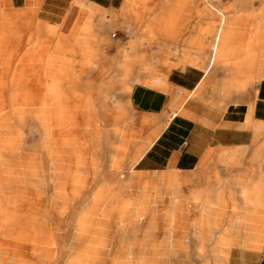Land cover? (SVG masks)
<instances>
[{
  "label": "crops",
  "instance_id": "1",
  "mask_svg": "<svg viewBox=\"0 0 264 264\" xmlns=\"http://www.w3.org/2000/svg\"><path fill=\"white\" fill-rule=\"evenodd\" d=\"M17 67L55 119L45 175L55 163L62 184L87 132L102 150L77 211L118 193L107 222L123 230L142 211L136 236L103 243L136 251L95 264H264V0H0V83Z\"/></svg>",
  "mask_w": 264,
  "mask_h": 264
},
{
  "label": "bare ground",
  "instance_id": "2",
  "mask_svg": "<svg viewBox=\"0 0 264 264\" xmlns=\"http://www.w3.org/2000/svg\"><path fill=\"white\" fill-rule=\"evenodd\" d=\"M13 78L10 84L0 83V92H8L0 94V264H95L98 256L109 251L134 253L137 246H109L103 243L114 236H136L135 222L142 211L127 214V220L132 224L130 229L123 230L118 225H109V208L115 205L118 193L105 197L102 192L103 195L98 197L95 193L96 198H91L96 199V202L92 201L95 203L93 207L96 214L102 216L91 219L92 216L87 214L90 206L86 196L89 173L87 163L88 158L92 160V154L96 156L101 152L100 142L90 146L86 140L88 133L83 132L81 137L84 139L72 143L76 146L72 151H78L75 154L76 162L71 170L63 165L66 174L62 184L58 181V186L57 170L53 165L55 163L49 165L48 176L41 163L44 137L50 135V141L55 129H47L44 116H51L40 110L41 100L38 95L30 94L33 91L38 94L40 83L36 82L33 89H29L28 86L32 84L24 83L21 78ZM197 92L190 94L196 96ZM4 109L7 110L6 113H2ZM156 133H150L146 138L153 140ZM70 144L71 141L69 143L65 140L66 150ZM47 147L51 161L56 157V152L51 149L50 144ZM132 166H129V170ZM81 201L87 204V215H80L75 207ZM120 219L118 216L117 220ZM91 221L94 222L92 227L89 224ZM182 233V230L174 228L166 235L177 236ZM145 235L152 236V229L145 230ZM168 247L175 251L178 249V246ZM146 248L152 247L145 246L144 249ZM197 253H203V245L198 247ZM128 264L134 262L129 261Z\"/></svg>",
  "mask_w": 264,
  "mask_h": 264
},
{
  "label": "rangeland",
  "instance_id": "3",
  "mask_svg": "<svg viewBox=\"0 0 264 264\" xmlns=\"http://www.w3.org/2000/svg\"><path fill=\"white\" fill-rule=\"evenodd\" d=\"M18 64V63H17ZM14 76H15V78H21V79H23V77H24V69H19L18 67L15 69L14 68ZM29 87V89H33V87H34V85L32 84V85H29L28 86ZM8 92H7V90H6V92H0V94H7ZM47 103L48 102H44V101H41V107H45L46 105H47ZM3 112H7V110L6 109H4L3 111H2V113ZM44 112V111H43ZM45 117H46V119H45ZM51 118V117H50ZM49 117H48V115H45L44 116V121L46 120V122H45V125L47 126V129L48 128H52V129H56L57 127L55 126V125H53L54 124V118H52V120L50 119ZM147 120L151 123V120H150V118H147ZM59 127H60V125H58ZM61 128V127H60ZM147 128V126H144V130ZM61 132V131H60ZM60 135V134H59ZM48 137H50V135L49 136H47V137H44V144H47V146L50 144V146L51 147H53L54 146V141L52 140V139H55V137L57 138V135H52L51 136V140L50 141H48L49 140V138ZM59 138V137H58ZM116 141H119L118 143H120V140H118V139H116ZM45 147H44V154H45ZM47 155V154H46ZM46 157L48 158V156H45V159H46ZM189 186L191 187V189L192 190H199V189H201L202 188V184H200V185H197V182H195V183H192V184H189ZM154 193L155 192H158V190H157V188H155V190L153 191ZM59 206H61V203H59ZM161 206H163V204L162 203H160V202H156V203H154V214L155 215H157L158 214V209H160V207ZM141 220H143V219H141ZM157 220V219H156ZM145 222V220H143V223ZM65 224H66V222H64V224H63V226H65ZM159 234H160V230H158V232H157V235L155 236V237H153L152 238V240H156V241H158L160 238H159ZM189 240H190V238H188ZM191 241V240H190ZM200 241L202 242V243H200V244H197V245H195V244H193V245H189L192 249L195 247V246H198V245H203V241H202V239H200ZM104 245V244H103ZM175 246H180V245H175ZM152 247V246H151ZM139 252H136V254H138ZM135 254V255H136ZM201 255H202V257H203V253H201ZM119 255H113V254H110V255H107V257H106V261H112V260H114L115 258H117ZM90 260V259H89ZM88 260V261H89ZM92 260V259H91ZM169 264H172L173 262L172 261H170V262H168ZM190 264H197L196 263V261H190L189 262Z\"/></svg>",
  "mask_w": 264,
  "mask_h": 264
}]
</instances>
